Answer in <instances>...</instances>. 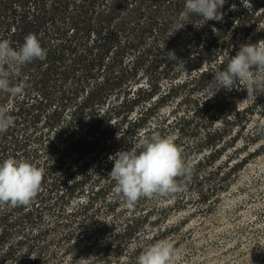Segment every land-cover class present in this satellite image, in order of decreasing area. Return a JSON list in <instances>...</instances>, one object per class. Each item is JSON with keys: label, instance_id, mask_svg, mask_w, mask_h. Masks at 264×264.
<instances>
[{"label": "trees", "instance_id": "obj_1", "mask_svg": "<svg viewBox=\"0 0 264 264\" xmlns=\"http://www.w3.org/2000/svg\"><path fill=\"white\" fill-rule=\"evenodd\" d=\"M184 4L0 0V39L18 49L35 34L46 51L13 79L26 85L22 96L0 93L14 118L0 133V161L28 160L43 172L30 206L0 205V264H136L155 236L147 221L164 207L142 197L127 209L113 191L109 156L134 148L141 135L174 133L182 152L203 147L191 164L192 171L209 167L200 182L178 178L181 190L197 184L203 197L206 181L246 163L244 156L222 166L227 146L248 133L245 124L227 123L242 120L233 103L242 85L215 91L209 69L226 68L241 44L261 40L264 0H226L222 22L181 19ZM169 51L176 58H165Z\"/></svg>", "mask_w": 264, "mask_h": 264}, {"label": "clouds", "instance_id": "obj_2", "mask_svg": "<svg viewBox=\"0 0 264 264\" xmlns=\"http://www.w3.org/2000/svg\"><path fill=\"white\" fill-rule=\"evenodd\" d=\"M225 2L185 0L180 18L187 19L195 14L205 21L222 22L223 13L219 10ZM235 7L232 5V10ZM184 25L180 24L177 30ZM258 30H261V26ZM164 56L169 60L176 58L171 51ZM45 58L46 51L35 34L26 35L18 49L12 47L8 40L0 39V93L14 98L22 96L26 85L14 84L13 79L21 77L26 64ZM209 70L216 84L215 91L221 88L231 90L233 84L239 81L249 97L264 93V40L241 44L236 54L229 56L226 68L221 70L212 64ZM11 111L10 104L0 105V133L14 125ZM261 129H264V125ZM109 160L114 161L109 173L115 181L113 191L123 198L129 210L142 197H168L175 194L181 190L178 178L190 177L192 174L191 164L184 160L181 149L173 139L158 132L141 135L134 148L120 150L109 156ZM42 181V170L30 161L12 156L3 159L0 161V205L30 206L41 189ZM179 260L174 245L167 239H161L145 247L137 256L136 264H177Z\"/></svg>", "mask_w": 264, "mask_h": 264}, {"label": "rangeland", "instance_id": "obj_3", "mask_svg": "<svg viewBox=\"0 0 264 264\" xmlns=\"http://www.w3.org/2000/svg\"><path fill=\"white\" fill-rule=\"evenodd\" d=\"M238 92L233 103L240 104L242 120L234 118L227 123L245 124L248 133L241 142H231L227 146L230 153L222 157V166L224 161L229 163L230 160L233 164L244 156L246 163L231 170L226 177L206 181L203 189H208L207 196L199 194L200 185L192 184L190 188L168 197L156 196L148 202L164 207L147 221V233L156 236L150 244L169 240L179 253L177 264H264V129H261L264 93L249 97L243 86ZM211 118L215 119L212 113L208 115V123ZM251 132L254 136H249ZM173 134L170 137L174 140L176 135ZM204 150L200 145H193L181 152L184 160L193 164ZM208 168L192 171L182 182L199 183L200 176L204 177ZM88 259H84L85 264H90Z\"/></svg>", "mask_w": 264, "mask_h": 264}]
</instances>
